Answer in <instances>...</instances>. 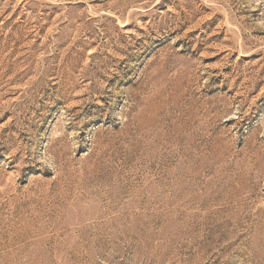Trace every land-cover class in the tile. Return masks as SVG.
I'll return each instance as SVG.
<instances>
[{
    "label": "rangeland",
    "instance_id": "obj_1",
    "mask_svg": "<svg viewBox=\"0 0 264 264\" xmlns=\"http://www.w3.org/2000/svg\"><path fill=\"white\" fill-rule=\"evenodd\" d=\"M0 264H264V0H0Z\"/></svg>",
    "mask_w": 264,
    "mask_h": 264
}]
</instances>
